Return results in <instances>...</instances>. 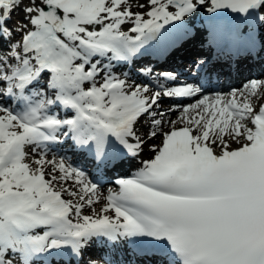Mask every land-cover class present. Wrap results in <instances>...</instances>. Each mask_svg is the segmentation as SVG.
<instances>
[{"label": "snow or ice", "instance_id": "obj_1", "mask_svg": "<svg viewBox=\"0 0 264 264\" xmlns=\"http://www.w3.org/2000/svg\"><path fill=\"white\" fill-rule=\"evenodd\" d=\"M201 12L219 53H264V0H0V264H79L93 244L103 264H264V79L209 96L207 59L193 82L146 67L130 82L111 64ZM65 143L97 173L151 156L105 195L66 154L49 158Z\"/></svg>", "mask_w": 264, "mask_h": 264}, {"label": "bare ground", "instance_id": "obj_2", "mask_svg": "<svg viewBox=\"0 0 264 264\" xmlns=\"http://www.w3.org/2000/svg\"><path fill=\"white\" fill-rule=\"evenodd\" d=\"M140 2L144 3L145 0H140ZM130 3L135 5L136 0H130ZM133 11H142V10L139 9V8L133 7ZM13 12H14V14L16 13L19 17H23L24 16V13L19 8L16 9L15 11H13ZM14 14H12V15H14ZM15 20L18 21V19H15ZM18 22L21 23L23 21H18ZM126 27L127 26H123L122 30L127 31ZM175 33H176V31L166 32L164 34V36L159 41L155 42L149 48H151L153 50H156L161 43H164V41L166 39L172 37ZM179 35L184 37L183 43L173 51V53L170 56V58L168 60H166L163 64L177 63V65H181V66H185L186 67V65L189 62L197 61V59H204V58H206L205 54H209L210 53V46L207 44L206 36L204 34L202 25H194L187 32L181 30V31H179L177 33L176 36H179ZM109 56H110V54H109ZM139 60H140V56L136 57L134 62L131 63V65L132 66L138 65ZM103 61H104L103 62L104 64H108L109 63V59H104ZM209 61H210V63L216 65V71H214V72H216L218 79H220V78L222 79V78H225V77H230L231 81H235V83L233 84L234 86L238 85L241 82V78L242 77H246L250 73H252V78H250V79H253L254 77H260L261 79H264V58H260L259 60H255V61H252L249 58H242V59L236 60V65L234 67L236 73L233 71L234 69L231 68L230 61H228V60H221V58H216V59L209 60ZM147 62H149V60ZM114 63H116L114 60L111 61L112 66L114 65ZM167 68H161L160 72L171 71V70H168ZM260 68H261L262 71L260 70ZM119 69L122 70V71L124 70L121 66L119 67ZM190 69H191L190 71H192V72L195 71V69L193 67L190 68ZM172 70H175V68H173ZM122 71H116L115 70L114 72L117 73L118 75H121V74L125 73V71L124 72H122ZM201 72H203V71H201ZM255 73H257V75ZM138 75H139V79L136 80L135 82H137V83L143 82L144 81L143 77L140 74H138ZM121 78H123L122 75H121ZM132 78L133 77L130 76L129 80L131 81ZM237 89H239V88H237ZM215 92H221V93H224V94L229 93V92H226V91H221L219 89V90H211L210 92H206L205 94L211 96ZM189 103H195V100H191L189 102H185L184 104H189ZM169 106H175V105L168 104V103H165V102H162V104H161L162 108H167ZM56 110H58V109H56ZM176 115L177 114H175V115L172 114L170 118L171 119H176V117H175ZM142 131H147V128L142 129ZM156 139L151 141V143L159 144L158 140L160 138L157 137ZM63 146H67L65 148V150L62 151L63 155L66 154V153L64 154V152L66 150H72L73 152H75V157L76 158H70L69 159L70 163H72L76 167L78 166V164L87 166L86 173H88V175L91 178H97L98 180L101 179V178L107 177L109 174H111V172H117V174H115L116 176L122 174L123 173V169H125V170L129 169V167L123 168L125 162H130L131 165H137V164L140 165V161L141 160L147 159V158H149L151 156V153L148 152L147 149H146L145 152L142 155L136 157L135 159H126V161H124V163H122L120 166L116 167L115 169L109 168L107 170H104L102 173H97V170L91 171L93 168H95V164L92 161V159L89 156H87L85 151H83V150H81V151L80 150H75L74 151L70 147V144H68V145L64 144ZM147 153H149L150 156H148ZM54 155H56V154L55 153H50L49 154V158H51ZM137 160L139 161L138 163H137ZM69 183H71V182H69ZM112 187H113L112 183H109V184L105 183L103 185H100V191L103 192L106 195L107 194V189L108 188H112ZM99 207H100L99 204L94 205V208L97 211L99 210ZM84 214H89L90 215V214H92V210L91 209H85L84 210ZM99 253H102L105 256V251H104L103 246L102 245L93 244L92 247L88 251H86L85 255L87 257H92V259L97 260L98 262H103V260H102L103 257ZM125 259H127V258H125Z\"/></svg>", "mask_w": 264, "mask_h": 264}, {"label": "rangeland", "instance_id": "obj_3", "mask_svg": "<svg viewBox=\"0 0 264 264\" xmlns=\"http://www.w3.org/2000/svg\"><path fill=\"white\" fill-rule=\"evenodd\" d=\"M23 6V5H22ZM12 14H14V12L12 13ZM18 19V21H23V17H19L16 13L14 14V15H11V21H10V23L13 25V26H15V25H17V24H21V23H23V22H18L17 20H15V19ZM247 78H249L250 79V77H246V78H241V82L238 84V85H243V82H244V80H248ZM165 101H170V102H172V103H178V102H176V100H173V99H170V98H165L164 99ZM163 100V101H164ZM173 105V104H172ZM175 105V104H174ZM175 115V114H174ZM176 117V116H175ZM157 140V139H156ZM158 142H160L159 140H158ZM50 154V153H49ZM147 155L148 156H150V154L149 153H147ZM75 219V218H74ZM103 260V259H102ZM102 263V262H101Z\"/></svg>", "mask_w": 264, "mask_h": 264}]
</instances>
